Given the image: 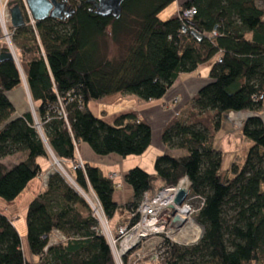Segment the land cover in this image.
Returning <instances> with one entry per match:
<instances>
[{"label":"trees","instance_id":"1","mask_svg":"<svg viewBox=\"0 0 264 264\" xmlns=\"http://www.w3.org/2000/svg\"><path fill=\"white\" fill-rule=\"evenodd\" d=\"M175 1L125 0L121 16L114 18L98 14L94 0H81L68 19L38 22L37 33L18 28L15 42L44 137L31 111L14 118L8 94L24 80L14 61L0 62V160L26 154L11 168L0 163V198L12 202L43 174L39 159L76 163L81 142L100 156H139L149 148L152 126L138 112L108 124L93 115L91 102L116 94L156 101L180 74L194 72L216 56L222 59L213 65L211 82L189 104L186 116L162 135L170 150L186 154L159 156L156 174L139 167L129 170L125 180L134 190L130 202L116 203L114 180L89 164L68 171L73 182L59 171L49 176L26 212L28 246L36 264H117L81 191L94 192L108 220L127 211L125 225L131 228L140 218L145 193L153 198L162 187L176 186L186 177L191 194L204 199L194 215L203 237L191 248L166 240V255L159 263L264 264V122L257 116L244 122L243 136L253 146L244 168L233 166L232 178L222 171V155L215 149L224 115L260 113L264 107V10L259 0H186L179 16L162 19ZM193 8L191 19H181ZM213 31L217 35L210 37ZM108 36L124 45L120 58L107 56ZM57 233L64 240L49 246ZM0 264H30L13 221L1 213Z\"/></svg>","mask_w":264,"mask_h":264},{"label":"crops","instance_id":"2","mask_svg":"<svg viewBox=\"0 0 264 264\" xmlns=\"http://www.w3.org/2000/svg\"><path fill=\"white\" fill-rule=\"evenodd\" d=\"M185 1L186 0H181L175 11L168 13L167 16L164 17V20L176 17L179 7ZM218 57L216 56V58H214L215 60L212 59L200 65L194 72L180 74L165 96L159 100L142 102L133 95L116 94L99 101H93L89 104V109L93 115L108 124H113L122 114L138 112L140 117L147 120L152 126V143L149 148L139 156H128L125 158L117 154L100 156L92 150L88 143L81 142L77 146L78 160L81 159L85 164L98 167L106 177L112 178L114 174L118 175L117 178H112L116 185L113 196L116 203L124 205L133 199L134 190L125 180V176L129 170L139 167L149 174H156L155 163L157 158L166 153L172 154L173 150H170L162 141L164 130L180 117L186 116L189 104L196 99L199 91L211 82L209 76L210 71ZM19 90L23 92V95L21 92L19 93ZM13 93L15 94L14 96L11 95ZM24 96L30 101L31 96L27 82H24L20 88L8 94L9 100L16 110L14 118L21 117L29 110V107L22 105L20 107L18 106L20 105L21 99L24 100ZM116 101H121L124 104L116 107ZM232 114L238 116L236 118L237 121H233V126L242 132L243 124L247 120L248 111L229 113L228 115ZM254 115L260 117L264 122V107L260 113H254ZM223 120L224 117L222 123ZM238 121L240 123H238ZM25 158V153L18 152L2 158L0 163L11 168L19 164ZM39 163L43 168V174L30 181L27 187L14 201L7 202L0 198V213L11 219L16 229L17 220L21 215L26 214L29 204L45 189L46 184L42 177L52 170L51 160L39 159ZM63 165L68 171H71L74 163L65 162ZM127 218H129V213L127 211H119L109 222L116 230L127 223ZM22 239L24 240L23 236ZM25 247L24 241H22V248L26 260L30 264H36L38 258L30 253L29 247L28 249Z\"/></svg>","mask_w":264,"mask_h":264},{"label":"built area","instance_id":"3","mask_svg":"<svg viewBox=\"0 0 264 264\" xmlns=\"http://www.w3.org/2000/svg\"><path fill=\"white\" fill-rule=\"evenodd\" d=\"M80 1L81 0H58V2L64 3L68 10L75 8ZM14 5H19L22 10L25 20L24 26L31 27L36 33V27L40 21L34 18L29 8L28 0H0V53L8 52L12 55L13 61L26 83L21 66V50L15 42L18 28L12 23L11 8ZM195 13L196 10L194 8L187 10L183 13L181 19H191ZM216 35V31H213L209 36L214 37ZM217 60L219 63L222 62L220 56ZM261 99H263V97H261ZM30 102L32 104L31 98ZM31 112L34 115L35 128L38 130L39 134L44 137L42 123L38 120L35 110ZM62 115L65 119L67 118L63 106ZM55 162L60 165V162H57L56 159ZM78 168L85 169V163L81 159L74 163L73 169ZM55 171L59 170L52 168L47 175L42 177L45 184H47L49 176ZM59 172L68 177L63 169L62 172ZM117 176L118 175L114 174L112 178H117ZM190 187L191 183L186 177L176 186L162 187L153 198H149V195L145 193L138 209L140 215L138 222L131 228H128L126 225L120 226L115 234L108 230L106 225H108L109 221L94 192L92 191L94 200L84 196L92 206L93 215L98 222V228L101 234L111 239L114 244L119 243L123 247L121 250L122 252L119 253V257L121 255H127L131 251L137 249L138 246H141V249L137 253L130 255L126 264H135L134 259H137L138 262H142L147 260V258H149L150 262L158 264L166 255V240L169 239L177 244H187L185 241H180L178 238L188 234L189 237H192L193 241H196L199 235L203 237V234H201L202 230H200L202 226L196 223L194 215L204 205V199L200 195L191 194ZM181 190L187 191V197L182 204H177L176 200ZM196 201L201 202V206L197 210L194 205ZM198 230H200L199 234L197 233ZM193 233L198 234V236L193 238ZM136 235L137 240L134 242L133 246L124 250V243L127 242L130 237ZM62 240H64V237L59 233L51 235L49 246L58 245Z\"/></svg>","mask_w":264,"mask_h":264},{"label":"rangeland","instance_id":"4","mask_svg":"<svg viewBox=\"0 0 264 264\" xmlns=\"http://www.w3.org/2000/svg\"><path fill=\"white\" fill-rule=\"evenodd\" d=\"M180 1L181 0H176L161 15V18L164 19V17L167 16L168 13L175 11V9H176V7ZM258 4L264 10V0H259ZM178 14H179V10H178L176 16H178ZM106 42H107L106 53H107V56L109 58H111V59L120 58L124 54V52H125L124 47H123L124 45L122 46V44H117L116 42H114L112 40V38L110 36H108V38L106 39ZM21 58H22V54H21ZM214 58H216V57H214ZM216 61H217V59H216ZM20 92L23 95V92L19 90V93ZM11 95L14 96L15 94L13 93ZM115 99H118V98H115ZM116 102H117L115 105L116 107L117 106L119 107L120 105L124 104L121 101L120 102L116 101ZM21 105L25 106V107H29L28 112H30L32 110H36L35 105L33 103L31 104L29 99H26L25 96H24V100L21 99L20 105H18V106L20 107ZM234 116H236V115L235 114L224 115V120H223L222 126H221L220 130L218 131L216 138H215V149L217 151H219L222 155V171H224V173L227 176H229L230 178L233 177L232 168L234 165L237 168H239L240 170H242L244 168L245 163H246V159H247L248 154H249V150L253 146V143L251 141L247 140L243 136L241 130L236 129L233 126L234 122L237 121L234 118ZM236 117H238V116H236ZM238 123H240V122L238 121ZM185 154H186L185 151L177 150V149H174L172 152V155H174V156H182ZM51 164H52V166H51L52 168L58 169L61 172L63 169L66 172V174L68 175V177H66V176L65 177L68 180H70L71 182H73L69 173H68V170L65 168V166L61 162H60V165L56 164L55 158L52 157ZM81 192H82V194H84L88 198L94 200V195H93L92 191L87 192V193L83 192V191H81ZM194 205H195V208L197 210L201 206V202L196 201ZM196 223H198V222H196ZM16 226H17V230L20 234L21 240L24 241V247L26 246L25 248L28 249L29 246H28V239H27L26 214L21 215V217L17 220ZM106 226L108 227V230H110L113 234H115V232L117 231V229L116 230L114 229L112 224L110 225V222ZM101 228H102V226H101ZM105 230H107V229H105ZM188 230H190V229H188ZM203 232H204V229L202 227V233L201 234H203ZM198 234L193 233V238L197 237ZM22 236L24 237V240L22 239ZM105 237L108 239L109 243L111 242V247L113 249L117 264H126V262H125V256L126 255H121L119 257V253L122 252L121 250L123 247L118 243L114 244L113 241L111 239H109L107 236H105ZM201 239H202V235H199V238L196 241H191V242L185 241L187 244H178V245L181 246L182 248H191V247L195 246L196 244H198ZM140 249H141V246H138L137 249L131 251L130 253H132V254L137 253ZM130 253H128L127 255H129ZM134 261H135V264H154V263L149 262L148 260L138 262L137 259H134ZM158 264H160V263H158Z\"/></svg>","mask_w":264,"mask_h":264},{"label":"water","instance_id":"5","mask_svg":"<svg viewBox=\"0 0 264 264\" xmlns=\"http://www.w3.org/2000/svg\"><path fill=\"white\" fill-rule=\"evenodd\" d=\"M125 0H94L96 12L102 16H112L119 18L123 11V3ZM28 5L34 18L38 21H44L48 18L64 20L68 19L71 15L64 3L58 2V0H28ZM12 23L15 27L20 28L25 24L24 16L19 5H14L11 8ZM194 34L201 38L198 32ZM13 61V57L10 53H0V62ZM254 113L248 112L247 119L254 117ZM56 159V158H55ZM57 162H59L56 159ZM187 197V191L181 190L176 203L182 204ZM204 233V232H203Z\"/></svg>","mask_w":264,"mask_h":264},{"label":"bare ground","instance_id":"6","mask_svg":"<svg viewBox=\"0 0 264 264\" xmlns=\"http://www.w3.org/2000/svg\"><path fill=\"white\" fill-rule=\"evenodd\" d=\"M200 230H202V229L200 228ZM200 230H198L197 233H199ZM137 235L130 237V239H128V241L124 243V250H127L131 246H133L134 242H136V240H137ZM178 239L181 241H193L192 237H189L188 234L186 236H181Z\"/></svg>","mask_w":264,"mask_h":264},{"label":"flooded vegetation","instance_id":"7","mask_svg":"<svg viewBox=\"0 0 264 264\" xmlns=\"http://www.w3.org/2000/svg\"><path fill=\"white\" fill-rule=\"evenodd\" d=\"M94 4H96V3H94ZM96 8V7H95Z\"/></svg>","mask_w":264,"mask_h":264}]
</instances>
